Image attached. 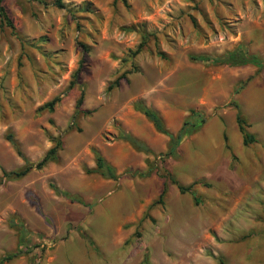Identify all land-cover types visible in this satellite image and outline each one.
I'll return each mask as SVG.
<instances>
[{"label":"rangeland","instance_id":"rangeland-1","mask_svg":"<svg viewBox=\"0 0 264 264\" xmlns=\"http://www.w3.org/2000/svg\"><path fill=\"white\" fill-rule=\"evenodd\" d=\"M1 5L13 31L0 22V259L18 253L3 264H264V67L192 60L240 49L264 61V0ZM137 105L169 135L192 124L172 156ZM56 140L55 162L3 176ZM94 152L115 180L91 173Z\"/></svg>","mask_w":264,"mask_h":264},{"label":"trees","instance_id":"trees-1","mask_svg":"<svg viewBox=\"0 0 264 264\" xmlns=\"http://www.w3.org/2000/svg\"><path fill=\"white\" fill-rule=\"evenodd\" d=\"M1 2H2V0H0V22H1V24H3L4 26H6L7 28H9L10 30L13 31V26L11 25L7 15L5 14V11L1 5ZM56 4L59 6L58 1H56ZM59 7H61V6H59ZM146 40H147V36L141 35L140 43L137 46L135 52L133 53L134 55H136L137 53H139L141 51V49L146 44ZM192 60L195 62H198V63H208V64L213 65V66L242 67V66L250 65V66L256 67L258 69H261L264 67V61L261 58H259L258 56H254V55H248L245 52L241 51L240 49H234V50L230 51L229 53H226L225 55L220 56L218 58H209V57H205V56H199V57L192 58ZM79 74H80V67H78L75 70V72L73 73L72 82L69 84V87H68L69 89L78 80ZM238 89H241V87H239ZM237 91L238 90H235L234 93H236ZM57 102H58V99L55 98L51 102L43 105L41 110H46L48 113H50V112H52L53 106ZM80 103H81V93H80L79 98L75 102V111L73 113L74 116L77 112V109L80 106ZM230 106L235 111L234 121H235L237 131H238L240 138H241L242 146L246 147L248 145L253 144L254 138L246 132L245 122H244L243 118L241 117L237 106L234 105L233 103H230ZM136 109H138L140 111V113L143 115V117L153 126L155 132H157L158 134L163 135V136L168 138L167 152L164 155V157L172 156L174 154L175 149L180 142V139L184 135L188 134L191 131L190 129L193 127L192 124H189L187 122H183L182 125L180 126V128L178 129V131L176 132V134L174 136H172V135H169L163 129L161 121L158 118L156 113L150 111L149 109L142 107L141 105H137ZM195 117H198V116H195ZM197 121H198V125H200L202 123V119H200V120L198 119ZM8 139H10V138H8ZM122 140L124 142L128 143L135 151L143 153V154L148 153L146 148L141 143H139L135 139L131 138L130 136H122ZM223 141L226 142L225 136H223ZM10 144L16 150L14 142L10 141ZM59 146H60L59 141H57V140L54 141V145L46 152V154L41 158V160L39 162H37L34 165L25 164L20 170H18L16 172H10L7 174H3V176L6 178H9V179H20V178L26 176L31 171L41 170L47 164L53 163L56 161V157H57L56 154H57V151L59 150ZM93 156H94L95 167H94V170L91 171V173H95V174L99 175L101 178L106 179V180H115L114 171L107 164H105V162L102 160V158L99 156V154L94 152ZM148 175H149L148 173H146L145 175L138 174L139 177H145V176L147 177ZM166 179L169 181L170 184L175 186V188L179 194L189 193L193 197V193L190 191V187H187V188L181 187L169 175H166ZM49 188L56 195H60L59 191L56 190L52 185H49ZM164 193H165V189L163 186L160 194L158 195L157 203L161 202V199H162ZM77 203H79V202H77ZM17 255H18V253H14V254H10V255L5 256L4 258L0 259V264H3L5 262H8V261L16 258ZM143 264H145V261H143ZM220 264H222V263L220 262Z\"/></svg>","mask_w":264,"mask_h":264}]
</instances>
